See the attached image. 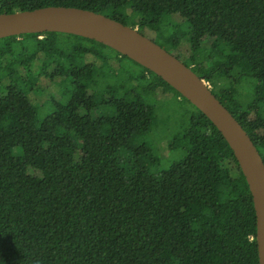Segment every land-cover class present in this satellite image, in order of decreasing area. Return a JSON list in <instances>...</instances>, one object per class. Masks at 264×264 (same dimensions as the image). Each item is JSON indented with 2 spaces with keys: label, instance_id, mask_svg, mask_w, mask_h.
I'll return each mask as SVG.
<instances>
[{
  "label": "trees",
  "instance_id": "1",
  "mask_svg": "<svg viewBox=\"0 0 264 264\" xmlns=\"http://www.w3.org/2000/svg\"><path fill=\"white\" fill-rule=\"evenodd\" d=\"M48 5L131 25L130 6L140 31L182 16L193 52L182 61L264 158V0H0V13ZM179 32L166 41L180 44ZM206 40L214 52L201 59ZM245 79L250 101L235 87ZM158 89L191 103L94 39L55 31L0 38V264H259L249 185L198 107L191 103L184 131L170 141L173 149L182 140L183 156L169 167L152 172L155 158L134 145L153 124L143 93Z\"/></svg>",
  "mask_w": 264,
  "mask_h": 264
},
{
  "label": "water",
  "instance_id": "2",
  "mask_svg": "<svg viewBox=\"0 0 264 264\" xmlns=\"http://www.w3.org/2000/svg\"><path fill=\"white\" fill-rule=\"evenodd\" d=\"M64 32L94 39L161 76L219 129L232 148L252 194L259 264H264V158L250 134L206 80L138 27L76 6L48 5L0 13V38L23 33Z\"/></svg>",
  "mask_w": 264,
  "mask_h": 264
},
{
  "label": "rangeland",
  "instance_id": "3",
  "mask_svg": "<svg viewBox=\"0 0 264 264\" xmlns=\"http://www.w3.org/2000/svg\"><path fill=\"white\" fill-rule=\"evenodd\" d=\"M126 21L133 25L138 20L139 16L134 13L130 6L125 11ZM187 22L179 14H168L165 16L164 21L161 25L160 30H153L150 28H144L143 33L149 38L165 44L167 48L176 55L179 59L187 62L193 55L191 48H188L186 44V38L183 37V33L187 30ZM141 31V32H142ZM180 31L179 38L181 43L175 45L170 41H166L167 37L173 32ZM183 38V39H182ZM185 38V39H184ZM220 49L223 53V47ZM204 55H210L214 52L210 42L204 41L202 50ZM219 52L216 55L221 57ZM129 66L137 68V65L129 61ZM252 82L251 83L249 82ZM208 83V81H206ZM236 90L240 95H244L245 101H250L251 92H253V81L245 79L238 85L235 84ZM145 101L153 107V124L152 128L143 135L137 137L134 141L135 146L146 145L151 157L155 158L154 162L148 163L151 171L158 173L161 170L169 167L174 161H177L183 156V144L182 140H179L178 145L173 149L169 148L170 141H174L177 136L182 134L186 125L187 114L186 111L193 109V105L186 101L184 98L176 94L174 91L164 93L159 89L150 94L143 93ZM152 153V154H151ZM138 160L149 161L148 157H138ZM139 160V161H140Z\"/></svg>",
  "mask_w": 264,
  "mask_h": 264
},
{
  "label": "built area",
  "instance_id": "4",
  "mask_svg": "<svg viewBox=\"0 0 264 264\" xmlns=\"http://www.w3.org/2000/svg\"><path fill=\"white\" fill-rule=\"evenodd\" d=\"M208 84H209V82H208ZM210 85V84H209ZM211 86V85H210Z\"/></svg>",
  "mask_w": 264,
  "mask_h": 264
}]
</instances>
